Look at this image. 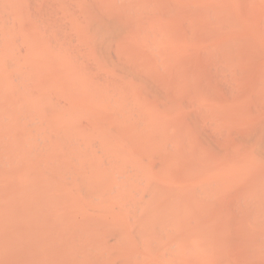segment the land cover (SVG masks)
<instances>
[{
	"label": "bare ground",
	"instance_id": "1",
	"mask_svg": "<svg viewBox=\"0 0 264 264\" xmlns=\"http://www.w3.org/2000/svg\"><path fill=\"white\" fill-rule=\"evenodd\" d=\"M0 264H264V0H0Z\"/></svg>",
	"mask_w": 264,
	"mask_h": 264
},
{
	"label": "rangeland",
	"instance_id": "2",
	"mask_svg": "<svg viewBox=\"0 0 264 264\" xmlns=\"http://www.w3.org/2000/svg\"><path fill=\"white\" fill-rule=\"evenodd\" d=\"M207 12H208V11H207ZM203 16H207V15L204 13ZM23 175H25V173H24ZM44 184H45V185H44ZM57 185H58V187H60V188L62 187V188H63V186H61V185H62L61 182H60V186H59V183H57ZM42 186L44 187V189L47 188V184H46L45 182L41 184V186H40V188H39L40 190L43 189ZM55 187H56V186H55ZM41 188H42V189H41ZM62 188H61V189H62ZM56 205L58 206V203H56ZM54 218H56V216H54Z\"/></svg>",
	"mask_w": 264,
	"mask_h": 264
}]
</instances>
